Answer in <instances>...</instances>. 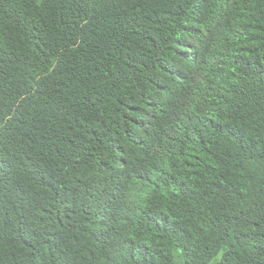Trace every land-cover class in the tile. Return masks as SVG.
Listing matches in <instances>:
<instances>
[{"label": "trees", "instance_id": "1", "mask_svg": "<svg viewBox=\"0 0 264 264\" xmlns=\"http://www.w3.org/2000/svg\"><path fill=\"white\" fill-rule=\"evenodd\" d=\"M264 264V0H0V264Z\"/></svg>", "mask_w": 264, "mask_h": 264}, {"label": "rangeland", "instance_id": "2", "mask_svg": "<svg viewBox=\"0 0 264 264\" xmlns=\"http://www.w3.org/2000/svg\"><path fill=\"white\" fill-rule=\"evenodd\" d=\"M219 258H220V256L216 257L215 259H213L212 261H210L209 263H206V264H214L215 261L218 260ZM175 259H176L177 264H185L184 261L179 256L178 252H175Z\"/></svg>", "mask_w": 264, "mask_h": 264}]
</instances>
